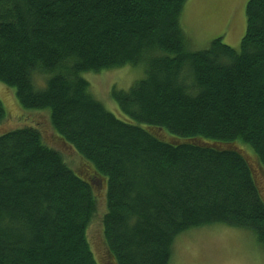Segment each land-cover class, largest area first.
Wrapping results in <instances>:
<instances>
[{
	"label": "trees",
	"instance_id": "1",
	"mask_svg": "<svg viewBox=\"0 0 264 264\" xmlns=\"http://www.w3.org/2000/svg\"><path fill=\"white\" fill-rule=\"evenodd\" d=\"M186 1L0 0V82L81 158L71 168L39 125L0 134V264H99L101 185L111 264H172L180 235L213 224L264 244V0H248L239 49L194 48ZM125 65L144 69L111 90L128 120L83 76Z\"/></svg>",
	"mask_w": 264,
	"mask_h": 264
},
{
	"label": "rangeland",
	"instance_id": "2",
	"mask_svg": "<svg viewBox=\"0 0 264 264\" xmlns=\"http://www.w3.org/2000/svg\"><path fill=\"white\" fill-rule=\"evenodd\" d=\"M245 1L201 0L200 9L197 11L199 20L197 24L195 23L196 26L191 24L186 11L189 3L185 2L181 24L187 28L185 32L193 47L205 48L211 39L221 37L224 43L239 49L238 41L240 42V37L244 35L245 30L243 29H246V15L244 14L245 19L241 20L240 13V7ZM221 15L223 17H217ZM214 23L222 24V30L211 27ZM231 26H233L231 30H224ZM83 76L89 83L92 95L102 102L107 110L119 119L128 120V117L119 110L112 99L111 90L113 87L127 90L143 78L142 65H125L100 72H87ZM36 79L37 77L34 80L35 85L42 87L44 79L41 78L40 83ZM0 100L5 109V118H7L0 126V134L29 124L39 125L44 142L57 150L71 168L78 170L81 167V158L75 149L60 139L52 130L47 115L48 109L22 108L15 97L14 89L2 82H0ZM95 199L97 211L87 229V239L97 262L111 264L103 237L102 219L106 212L104 185L95 187ZM172 264H264V244L259 242L253 234L241 229L223 224L201 226L183 233L175 240Z\"/></svg>",
	"mask_w": 264,
	"mask_h": 264
},
{
	"label": "crops",
	"instance_id": "3",
	"mask_svg": "<svg viewBox=\"0 0 264 264\" xmlns=\"http://www.w3.org/2000/svg\"><path fill=\"white\" fill-rule=\"evenodd\" d=\"M245 2H248V0H246ZM245 2H244V4H243V6L242 7H240L241 8V10H240V13H241V20H243V19H245L244 18V14H245ZM186 3H189V6H187V8H186V11H187V15H188V17H189V19H190V21H191V24L193 25V26H196V24H197V20H199V18L197 17V11L200 9V5H201V0H187L186 1ZM247 4V3H246ZM190 12V14H188ZM238 12V11H237ZM184 15H185V12H184ZM217 17H223V15H221V16H217ZM184 18V17H183ZM181 21V20H180ZM181 23V22H180ZM196 23V24H195ZM204 23V22H203ZM202 23V24H203ZM246 23V22H245ZM181 26H182V28H183V30H184V32H185V30H187V28L184 26V25H182L181 24ZM202 26V25H201ZM211 27H214V28H217L216 30H222V28H223V26H222V24H217V23H214V24H212L211 25ZM233 28V26H231L230 28H227V29H224V30H231ZM243 30H245V28L243 29ZM186 33V32H185ZM240 39H241V37H240ZM241 41V40H240ZM238 43L240 44V42L238 41ZM237 43V44H238Z\"/></svg>",
	"mask_w": 264,
	"mask_h": 264
}]
</instances>
